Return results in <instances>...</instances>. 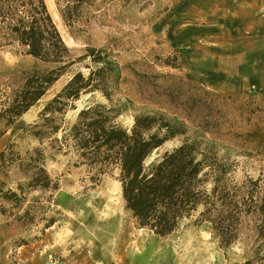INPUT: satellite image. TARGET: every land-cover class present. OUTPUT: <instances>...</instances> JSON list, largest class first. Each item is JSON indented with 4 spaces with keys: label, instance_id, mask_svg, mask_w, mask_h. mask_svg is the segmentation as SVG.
<instances>
[{
    "label": "trees",
    "instance_id": "16d2710c",
    "mask_svg": "<svg viewBox=\"0 0 264 264\" xmlns=\"http://www.w3.org/2000/svg\"><path fill=\"white\" fill-rule=\"evenodd\" d=\"M63 1L61 15L66 24L72 25L79 21L85 7L98 0ZM4 45H17L21 54L51 65L41 69L38 64L31 68L18 64L1 74L0 121L7 127L46 96L75 64L90 58L98 65L87 66V76L80 70L73 72L31 125V134L41 145L49 141L48 147L40 145L22 154L12 144L0 152V200L10 204L0 205L3 214L21 208L30 191H56L60 187L59 178L52 177L46 162L62 154L69 156L68 167L85 168L94 184L118 171L125 209L138 227L167 237L185 221H209L226 254L246 227V259L236 264H264V193L260 178L248 176L235 181L233 175L240 161L230 152L222 153L223 148H233L223 140L224 134L230 135L231 141L238 140L248 156L257 148L255 140L225 129L216 115L215 100L180 98L187 112L184 118L136 113L133 124L126 126L119 118L130 110L131 101L114 98L121 79L120 64L110 58V53L94 47L77 57L64 41L46 0H0V46ZM97 91L107 102L90 99L76 119L65 126L68 109L77 108L73 101ZM60 131L63 134L58 137ZM174 141L178 143L165 147ZM155 151L157 156L150 159ZM13 175L18 176L16 185L5 190ZM15 218L28 226L36 217L29 208ZM43 219H47L46 228L57 221L56 217Z\"/></svg>",
    "mask_w": 264,
    "mask_h": 264
},
{
    "label": "rangeland",
    "instance_id": "374dc122",
    "mask_svg": "<svg viewBox=\"0 0 264 264\" xmlns=\"http://www.w3.org/2000/svg\"><path fill=\"white\" fill-rule=\"evenodd\" d=\"M188 1L198 3L201 0H98L95 5L85 7L79 21L72 25L66 24L61 15L63 0H46V3L64 41L77 57L94 47L110 53V58L120 64L121 79L114 89V98L131 102L128 103L130 110L119 120L131 126L134 114L155 112L182 119L187 112L180 105V98L215 100L216 115L225 129L254 139L257 147L249 152V156L244 155L238 140H229L231 136L227 134L222 136L233 145L229 151L223 148L222 153L230 152L240 161L233 179L241 182L248 176L260 178L264 193V147L260 148L264 145V66H241L233 58L235 54L225 59L227 64L215 66L219 72H208L196 65L193 62L196 60L186 56L185 42L192 29L215 24L217 18L213 21L193 18L187 13ZM192 12L203 18L212 16L208 11L193 9ZM18 49L17 45L0 46V76L8 67L18 64L25 68L35 64L41 69L51 67L37 63ZM259 60L261 58H257V62ZM97 65L90 58L78 62L12 126L7 127L0 121V152L12 144L22 154L40 146V141L31 134V125L38 120L45 103L61 90L73 72L80 70L87 76L90 72L87 66L96 68ZM223 97L228 99L223 100ZM90 99L107 102L99 91L83 94L73 101L77 108L68 109L65 126L76 119ZM62 134L60 131L58 137ZM177 143L168 142L165 147ZM48 145L49 141H45L41 146L46 148ZM153 156H157L156 152ZM68 162L69 156L62 154L47 159L46 168L60 181L56 191H30L21 208L8 214L0 211V264H129L125 261L123 245L118 253V241L108 243L99 232L100 223L106 216L116 218L122 233L126 231L133 240L143 235L154 238L157 245L151 255L167 260L159 264H236L245 261L246 227L241 239L227 254L214 237L209 221L195 224L188 220L172 235L159 236L148 228L138 227L125 209L118 171L104 175L98 184H94L85 168H70ZM17 177L13 175L5 190L16 185ZM1 204L10 206L0 200ZM29 208L35 214V222L23 226L15 217L23 215ZM50 217H56L57 221L46 228L47 219L43 218Z\"/></svg>",
    "mask_w": 264,
    "mask_h": 264
},
{
    "label": "crops",
    "instance_id": "0c3cea01",
    "mask_svg": "<svg viewBox=\"0 0 264 264\" xmlns=\"http://www.w3.org/2000/svg\"><path fill=\"white\" fill-rule=\"evenodd\" d=\"M192 2L188 1L186 4L190 5L187 13L193 18L209 21L217 18L215 24L192 29L185 42L186 56L196 60L197 62L193 61L196 65L206 68L208 72H219L215 66L227 64L228 61L225 59L235 54L233 58L238 60L241 66L255 64L264 66V13L261 14L264 12V0H201L198 3L194 2L195 4ZM193 9L199 12L208 11L212 16L206 18L195 16L192 14ZM203 39H207V42H203ZM257 58L261 60L257 62ZM254 74H257L256 71ZM100 225L99 232L108 243L118 241L116 243L118 253L123 245L127 256L125 261L129 264L167 262L164 257L156 259V255H151L157 245L154 238L148 236L145 238L143 235L133 240L126 231L122 233L118 220L112 216L103 217Z\"/></svg>",
    "mask_w": 264,
    "mask_h": 264
},
{
    "label": "bare ground",
    "instance_id": "6f19581e",
    "mask_svg": "<svg viewBox=\"0 0 264 264\" xmlns=\"http://www.w3.org/2000/svg\"><path fill=\"white\" fill-rule=\"evenodd\" d=\"M56 15V14H55ZM106 215V214H105ZM113 219H114V217H113ZM120 228V227H119ZM127 235V234H126ZM130 237V236H129ZM146 238V237H145ZM126 239V238H125ZM125 243H126V241H124ZM117 248V247H116ZM119 248V247H118ZM120 249V248H119ZM121 251V250H120Z\"/></svg>",
    "mask_w": 264,
    "mask_h": 264
},
{
    "label": "water",
    "instance_id": "95a60500",
    "mask_svg": "<svg viewBox=\"0 0 264 264\" xmlns=\"http://www.w3.org/2000/svg\"><path fill=\"white\" fill-rule=\"evenodd\" d=\"M156 152V151H155ZM155 152H154V154H155ZM154 158V156L152 157V159Z\"/></svg>",
    "mask_w": 264,
    "mask_h": 264
}]
</instances>
